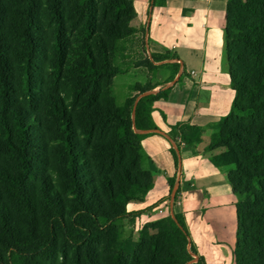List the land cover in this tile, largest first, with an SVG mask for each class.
<instances>
[{
	"label": "trees",
	"instance_id": "1",
	"mask_svg": "<svg viewBox=\"0 0 264 264\" xmlns=\"http://www.w3.org/2000/svg\"><path fill=\"white\" fill-rule=\"evenodd\" d=\"M135 1L0 0V264H208L176 209L180 190L178 223L168 214L136 236L128 211L155 186L143 141L156 134L136 131L159 130L154 105L171 88L142 95L180 70L149 55ZM225 50L235 96L205 153L239 199L234 263L264 264V0H228ZM131 70L119 104L115 80ZM204 132L169 135L181 150L178 139L194 148Z\"/></svg>",
	"mask_w": 264,
	"mask_h": 264
},
{
	"label": "crops",
	"instance_id": "2",
	"mask_svg": "<svg viewBox=\"0 0 264 264\" xmlns=\"http://www.w3.org/2000/svg\"><path fill=\"white\" fill-rule=\"evenodd\" d=\"M157 1L156 5L155 0H136L135 3L139 22L146 28L148 53L176 57L156 65L178 63L179 73L186 70L187 75L179 77L178 73L172 82L166 83L171 77L169 72L162 81L166 84L155 90L158 93L171 88L168 100L157 101L153 112L158 131L170 139L154 133L156 135L143 141L150 157L148 168L156 174L155 186L145 202L131 203L128 211L139 213L136 218L138 225L156 220L159 211L171 212L173 201L168 199L169 179H176L174 188L177 186L180 190L178 200L182 199L181 212L186 218L191 241L199 256L210 264L208 256L211 249L214 252L218 246L220 253L225 247L234 250L228 244L231 240L226 239L229 219H232L227 207L236 202L226 175L211 164L209 155L205 153L212 133L210 127L229 114L235 96L226 64L228 0ZM171 83L173 85L169 87ZM178 124L200 127L205 132L203 142L194 148L178 139L181 150L177 168L171 152L173 143L177 142L169 134L171 127ZM213 212L219 219L216 224L213 222ZM230 213L233 214L232 211ZM235 226L234 220L233 242ZM192 229H195L194 233Z\"/></svg>",
	"mask_w": 264,
	"mask_h": 264
},
{
	"label": "rangeland",
	"instance_id": "3",
	"mask_svg": "<svg viewBox=\"0 0 264 264\" xmlns=\"http://www.w3.org/2000/svg\"><path fill=\"white\" fill-rule=\"evenodd\" d=\"M136 2V1H135ZM136 9H137V5H136ZM135 25L140 27V29H143L145 27V25L143 24H140L139 22V18L137 20V22H135ZM139 37H142V32L139 34ZM141 51V54L143 55L144 52L142 51V49L140 50ZM152 59V58H151ZM227 64V63H226ZM133 70H131V73L130 74H126V75H121V76H118L115 80V85H114V93H115V96L117 98V101L119 104H122L123 101L125 100L127 94H128V85H130V83H134L136 81V78L133 75L132 73ZM138 71V70H136ZM171 73L172 75V71L170 69H162L158 72V76H157V81L159 82H162L163 80H165L166 76L168 73ZM187 75V73H186ZM183 76V74L181 75V77ZM171 78V77H170ZM169 78V79H170ZM177 145V144H176ZM145 168L149 169L148 167V162L146 163V165H144ZM174 191V189H173ZM169 193V196H168V199L173 201V210L175 212V208H174V201H175V198H176V195L174 196V199L172 197V193ZM177 193V192H176ZM232 193V191H231ZM232 197L233 199L235 200V204L234 205H230L229 207V217L232 218L231 220L229 219L230 221V226H228V230H227V240H231L229 241V245L230 247H234L235 248V245H236V242H237V215H236V204L239 202V199L238 197H236L235 195L232 194ZM230 204V203H229ZM177 211L181 212L182 211V199L179 198L178 200V204H177V207H176ZM233 212L230 213V212ZM199 213H201V210L198 211ZM182 213V212H181ZM168 214H171V212L169 211H165L164 213L163 212H160L159 213L157 212V216L156 218L159 219V218H162V217H165L167 216ZM183 214V213H182ZM234 215V216H233ZM213 222L216 224L219 219H217V216L214 215V212H213ZM236 222V226H235V231H234V242L232 241L233 240V237H232V232H233V224H234V220ZM223 219V218H222ZM137 221V219H136ZM222 221V220H220ZM189 222H190V227H192V222H191V219H190V216H189ZM228 223V222H227ZM220 224V222H219ZM145 224L143 225H138V223H136V226H135V235L137 236L138 235V232L139 230L144 226ZM222 225V223H221ZM195 232V229H192V233ZM205 236L207 237V235L205 234ZM207 239V238H206ZM218 245H220V243H218ZM222 248V247H221ZM219 249V247L217 246V248H214V252L213 250L211 249L210 253H209V256H208V260L210 262V264H235L234 263V257H233V249H229L228 247H225V250L223 251V253L217 251ZM216 252V253H215ZM194 258L196 259L197 256L196 255H193Z\"/></svg>",
	"mask_w": 264,
	"mask_h": 264
},
{
	"label": "water",
	"instance_id": "4",
	"mask_svg": "<svg viewBox=\"0 0 264 264\" xmlns=\"http://www.w3.org/2000/svg\"><path fill=\"white\" fill-rule=\"evenodd\" d=\"M170 62H172V61H170ZM182 73H183V70L180 71V73H179V77L182 75ZM176 80H177V79H176ZM172 85H173V83H171V84L169 85V87H171ZM156 93H157V91L147 92V93L143 94L142 96H148V95H150V94H156ZM140 98H141V97H140ZM136 132L139 133V134H142V135L151 134V133H159V134H163V135H165L164 133H162V132H160V131H158V130H145V131H136ZM165 136H166L168 139H170L167 135H165ZM173 145H174V148H175V150H176V152H177V154H178V157H180V150H179L178 146H177L176 144H174V143H173ZM177 190H178V188H177V186H176V187L174 188L173 193H172V197H173V199H174V196L176 195ZM171 215H172L173 219L176 221V223H178L177 218H176V216H175V212H174V210H173V207H172V209H171Z\"/></svg>",
	"mask_w": 264,
	"mask_h": 264
}]
</instances>
